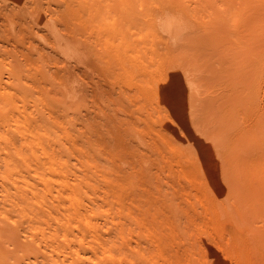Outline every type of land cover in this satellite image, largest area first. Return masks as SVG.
<instances>
[{"label":"bare ground","instance_id":"6f19581e","mask_svg":"<svg viewBox=\"0 0 264 264\" xmlns=\"http://www.w3.org/2000/svg\"><path fill=\"white\" fill-rule=\"evenodd\" d=\"M53 2L13 3L84 39L156 156L115 154L53 95L54 75L0 37V264H264V0ZM193 28L258 60L247 107L229 112L241 122L217 139L220 174L247 180L233 198L252 203L259 224L246 218L247 204L237 211L227 202V178H214L221 163L197 137V72L181 48Z\"/></svg>","mask_w":264,"mask_h":264},{"label":"rangeland","instance_id":"374dc122","mask_svg":"<svg viewBox=\"0 0 264 264\" xmlns=\"http://www.w3.org/2000/svg\"><path fill=\"white\" fill-rule=\"evenodd\" d=\"M4 1L6 0H0V5L5 6H1V10L2 7L4 8V12L1 11L4 14L0 13V37L10 43L12 48L16 50L19 48L21 55L24 53L26 56H31L32 54L35 61L42 63L51 72L50 74L54 75L50 80L52 93L66 104L67 111L75 117L81 116L96 133L102 137L104 135L105 140L108 138L109 142H107L115 154H125H123L125 157L121 156L122 158L140 162L145 160L146 156H140L139 153L146 152L145 154L148 155L154 153L152 149L147 148L150 144H143L142 139L135 133L136 128L132 124L135 115L133 107L131 109L127 97L121 93V86L106 75L96 54L84 39L69 37L64 21L60 19L53 22L54 18L49 13L47 16L48 19H52V22L45 24L43 21H49L47 17L45 18L46 15L36 19L31 12L26 11V8L24 10L22 5L13 3L14 0H11L12 2ZM50 1L53 8H57L54 0ZM21 10L26 11V15ZM5 13L10 15L6 16ZM192 30H194L192 32L194 34L191 33ZM198 30L199 28L197 30L190 29L189 34L192 37L189 39L191 41L186 38L188 34L185 37L190 43L186 39H183L181 43H186V45L188 43L186 47L184 44L181 48L193 53L192 64L197 69H195L198 80L197 88L199 89L197 91L198 116L195 120L197 137L205 138V148H210L212 151L214 164L221 163L214 178L218 177L220 180L222 176L227 178L225 184H222L224 182L221 181L223 186L227 185L225 188L227 202H233L232 205L236 206L235 210L237 211L246 208L245 213H248L246 218L248 215L249 220L257 223V219L262 221L263 217L260 212L253 209V204L249 201H244L245 203L240 201V204L238 200L235 203L233 198L234 195L241 194L248 186L247 180H236L234 172L228 174L225 171V174H220L221 168H225L222 163L225 162H222V151L219 147L224 148V146H219L220 141L218 142L217 138L221 133L234 134L236 130L234 122H241L238 118L231 121L229 112L231 114V112L244 107L245 104L247 107L248 102H241V99L247 92V85L249 86L253 80L255 72L253 67L258 63V60L254 62L252 59L246 60L244 55L229 53V49L223 47L222 43L225 41L215 44L219 35L214 34L213 36L212 33L215 32L212 29L209 33H205L206 35L203 30L201 33ZM196 33L197 35H195ZM15 44L18 47L15 48ZM39 53H44V55L42 54L43 58L39 56ZM242 62V66H239ZM56 75L62 78L56 77ZM78 92H81V95H78ZM261 104L264 105V103ZM82 119H78V121L81 122ZM251 122L252 120L246 121V124ZM147 139L149 141L150 137L147 136ZM253 152L255 151L253 150L252 154L249 153L250 159L257 155V152L255 154ZM102 153V156L106 155L104 152ZM154 156L156 155L152 154L149 159ZM227 163L229 162L227 161ZM155 179V177L150 178L152 181ZM227 189H229L228 193ZM243 204H247V206L244 207ZM261 208L260 210H262Z\"/></svg>","mask_w":264,"mask_h":264}]
</instances>
